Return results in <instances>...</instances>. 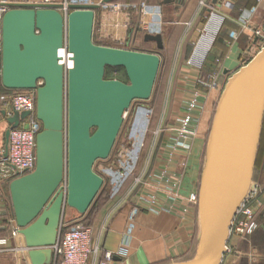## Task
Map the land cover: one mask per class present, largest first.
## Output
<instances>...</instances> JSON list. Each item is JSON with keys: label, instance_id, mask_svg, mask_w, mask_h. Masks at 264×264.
<instances>
[{"label": "water", "instance_id": "obj_1", "mask_svg": "<svg viewBox=\"0 0 264 264\" xmlns=\"http://www.w3.org/2000/svg\"><path fill=\"white\" fill-rule=\"evenodd\" d=\"M98 7L69 4L64 17L61 4H11L1 18L0 85L35 90V115L42 124L34 170L9 182L16 255L26 264L50 263L66 206L79 215L87 212L103 188L95 162L110 156L124 112L150 98L160 67L157 53L94 43ZM64 38L72 54L66 73L58 60ZM143 40L163 48L160 34ZM106 67L123 68L128 82L105 79ZM27 115L13 112L10 129ZM263 119L264 47L227 78L218 96L197 189L199 250L169 264L221 263L231 222L251 183Z\"/></svg>", "mask_w": 264, "mask_h": 264}, {"label": "crops", "instance_id": "obj_2", "mask_svg": "<svg viewBox=\"0 0 264 264\" xmlns=\"http://www.w3.org/2000/svg\"><path fill=\"white\" fill-rule=\"evenodd\" d=\"M93 1L100 3L103 0ZM128 1L132 3L146 1L150 5L160 6L162 16L160 35L163 40V49L158 51L156 44L150 41L145 43L150 47L147 48V52L159 55L161 68L174 60L173 70L178 73L175 79L165 84L164 93L155 95L160 97V103L156 122L158 124L153 122V125L160 127V133L156 138L148 139L139 170L148 175L158 166L165 165L169 171L180 175V194L187 197L189 193L197 192L198 189L201 154L206 142L208 125H210L209 118L219 96L216 90L193 84L194 78L215 74L221 84L246 63L243 59L248 57L251 51L250 30L242 26L240 18L242 15L248 18L250 28L264 26V0L258 4L257 0H181L180 2L179 0L167 2L166 0H113L112 2ZM256 4V11L250 14L248 10ZM208 8L213 9L214 13L210 14ZM105 16L107 15L104 14L103 17ZM136 18H133L135 22ZM98 26L99 31L106 28L110 33L113 32L108 18L102 20L99 18ZM231 31L239 33L236 40L230 39ZM115 34L118 38L110 40L119 45L110 46L136 48L138 41L132 40L129 34L123 35V27H117ZM123 37H125L124 40H122ZM252 57L250 56L247 61ZM192 90H195L197 94H192ZM8 93L9 90L0 85V94ZM193 99L197 100L201 107L189 112L186 103ZM12 114L13 112L7 106L0 108V152L2 153L6 145L5 133L10 129L7 119ZM188 114L192 116L191 119L194 122L189 127L195 131V134L185 141L174 159L167 162L168 141L174 136L175 131L181 128L180 121ZM263 162L262 158V164ZM129 185L128 183L126 188ZM122 194L125 195V199L122 198L116 206L114 201L111 203L107 197H103L104 200L98 201L93 209L91 224L93 223L96 232L103 229L101 242L103 248L109 251H116L124 240L126 217L131 207L125 201L128 196L125 190ZM258 195L259 210L262 213L259 219L262 222L264 184L260 186ZM239 216L244 217L242 212L237 214V217ZM11 219L13 220L14 216L9 181L0 180V239H5L0 247L6 250L0 253V264H26L22 257L20 260L17 259L16 253L19 246L16 237L10 236V231L15 225L9 222ZM74 219L76 217L73 215L67 219L63 216L66 222ZM262 234L263 232L240 236L242 242L231 250L225 249L220 264H264V234ZM233 244L235 246L237 242ZM199 246L200 227L197 207L192 206L189 209L186 220H181L172 214L141 209L134 221L128 254L125 257H117L115 260L116 264H169L193 258Z\"/></svg>", "mask_w": 264, "mask_h": 264}, {"label": "built area", "instance_id": "obj_3", "mask_svg": "<svg viewBox=\"0 0 264 264\" xmlns=\"http://www.w3.org/2000/svg\"><path fill=\"white\" fill-rule=\"evenodd\" d=\"M261 1L263 0H257V4ZM11 4H32L38 6L61 4L60 12L64 17L68 13L67 6L69 4H98L99 7L95 11V16L97 12L100 20L108 18L113 31L110 33L106 28L103 31H99L98 26L97 34L100 39L115 40L118 38L115 34L116 28L120 26L123 27V35L129 34L130 37L132 36L134 25L146 34L154 35L162 32L160 6L150 5L146 1L136 3H132V1L94 3L93 0H62L60 2L57 0H0V53L1 18ZM257 4L248 10L250 14L256 11ZM208 11L210 14L214 13L213 9L208 8ZM104 14L107 16L103 17ZM134 17L138 18H136V22L133 20ZM240 20L242 26L250 30L251 50L256 45L264 43V26L250 28L249 19L243 15ZM229 36L230 39L236 40L239 33L231 31ZM102 45L110 46L109 44ZM120 45H122L121 42ZM119 48H126V46ZM58 60L65 73L72 67V54L68 50L66 38H64L62 46L58 49ZM193 84L216 90L218 94L222 89L215 74H208L203 77L196 76ZM191 93L197 94L195 90H192ZM35 102V90H13L8 94H0V108L7 106L12 112H28V115L17 127L10 129L6 156L0 152V180L10 182L12 179L25 175L35 168L36 137L42 130V124L35 115ZM186 107L189 112H193L199 109L201 105L197 103V100L193 99L186 103ZM154 114L153 106L138 101L133 102L123 114V123L127 122V126L122 140L117 142L118 146L107 159L98 160L94 164V171L103 179V188L106 189L108 200L112 201L115 199L114 206H116L122 198L123 200L125 199V195L122 194L123 190H125L133 203L126 217L124 240L118 246V249L109 251L103 248L101 242L103 229H99L96 232L92 226L84 222V218L78 217L71 222H66L62 218L57 240L51 246L49 264H116L115 259L117 257H125L128 254L134 221L141 209L172 214L181 220H186L189 209L192 206L197 207L198 194L196 191L189 193L187 197L180 194L181 178L178 173L169 171L165 165L158 166L148 175L141 173L139 170L140 160L148 139L150 137L156 138L160 133V127L152 124ZM191 117L188 114L181 119L179 125L181 128H178L174 136L169 139L168 152L166 153L167 162L172 161L185 141L195 134V131L189 127L190 124L194 123ZM128 183L130 185L126 188ZM65 184V181L61 183L63 187H65ZM248 194L240 203L231 222L230 235L242 236L250 234L255 228V223L252 221L248 224L243 220L235 221L237 214L240 212L246 217L251 214V208L247 207V202L250 198H253V194H256L255 188H251ZM9 222L15 224L14 219L9 220ZM13 227L10 231L11 237H15L18 234V227L16 225ZM4 242L5 239H0V246ZM5 251L4 248L0 247V253Z\"/></svg>", "mask_w": 264, "mask_h": 264}, {"label": "rangeland", "instance_id": "obj_4", "mask_svg": "<svg viewBox=\"0 0 264 264\" xmlns=\"http://www.w3.org/2000/svg\"><path fill=\"white\" fill-rule=\"evenodd\" d=\"M98 22H99V13L96 12V16H95V20H94V26H93V35H92V39H93L94 43L101 44V45L102 44H109V45L116 46L118 43H114L111 40H106V39H100V38H98V34H97V32H98ZM197 33H198V31H197ZM195 35L197 36V34H195ZM261 47L262 48L264 47V43H261V44L256 45L250 51L249 56L248 57H245L243 59V61L247 63L248 62L247 61L248 58L250 56H254L260 50ZM136 48H150V47L144 46V45L138 43L137 46H136ZM173 58H174V55H173ZM173 58H171V60ZM173 61L174 60L170 61L169 63H167L165 65H163L162 68L161 67L159 68L150 98L148 100H145V101H138V102H142V103H146V104H149L150 103V104H152L154 106V109H155L154 112L156 111L155 114H154V118H153L154 124H158L156 122L158 121V119H157V115L159 116L158 105L160 103V97L159 96L155 97V95L160 94V92L164 93L165 84L170 83L173 79H175L177 77V74H178L177 72L175 73V71L173 70V67H174ZM110 71H114V70H110ZM106 75H104V78L105 79H117V80H120V81H122L124 83H127L128 82L123 77L124 73H123L122 70L114 71V72H112V74L110 72V74H106ZM203 76H201V77H203ZM225 82L226 81H222L221 82L222 89L224 87ZM158 90H159V92H158ZM221 90L219 91V95L221 93ZM156 92H157V94H156ZM217 100H218V98H217ZM215 105H216V103H215ZM215 105L213 106V110L215 108ZM212 114H213V112H212ZM212 114L210 115V118H209L210 121L209 122H211ZM126 123L127 122L122 123V126L120 128V131L118 133L117 139H116V141L114 143V146L112 148L111 153H113V151L118 146L117 142H119V141L122 140L123 135L125 133V128L127 126ZM209 126L210 125H208V127ZM261 136H262V139H261ZM260 140H261V142H260ZM260 140H259V143H261V145L259 146V148L260 147L261 148L258 150L257 155H256V161H255V165H254V169H253V174H252V179H251V183H250V186H249L248 191L251 188L252 189L255 188V186H257V189H260V186L264 184V162L262 164V158L264 159V132L262 133V135H260ZM204 152H205V147H204L203 152L201 154V168H200V172H201V169H202V166H203V162H204ZM111 153H110V155H111ZM140 164H141V160H140ZM140 169H141V167H140ZM200 172H199V176H200ZM198 184H199V180H198ZM104 192H105V195L107 197L106 191H102V193L99 192V193H101V195H99V196H101V198L105 197V195L104 196L102 195ZM248 195L249 194L247 192L246 196H248ZM252 197L253 198H250L248 200V202H247V207L248 208H252L251 211H250L251 212L250 216L246 217V215H244V217L243 216L242 217H240V216L239 217H236V220H235L236 222L239 221V220H241V218H242V220L244 222H247V224L249 222H251V221L253 223H255V219L261 218V217H259L262 214L261 211L259 210V200H260V197H259V195H257V193L256 194H253ZM113 201H115V199L112 200L111 203H113ZM125 201L130 204V207H132L133 203L131 202V197L130 198H127ZM90 208H91V206L89 207V209ZM89 209L87 210V212L85 214L79 215L75 210H73L71 208H68L66 206L65 211H64V218L67 219V218L71 217V215H73V217H76V218L81 217V218H84L85 219V216L89 212ZM92 212H93V210L90 212V214H92ZM253 216H254V219H253ZM92 224L90 226L93 227ZM262 227H264V219L263 218H262ZM245 235H249V234H245ZM245 235H242V236H245ZM235 241L237 242V244L234 246L233 243H236ZM241 242H242V237H240L238 235H231V238H229V240L226 243V250L228 251L229 249L231 250V249H233L235 247H238L239 246V243H241ZM257 254H259V253L257 252Z\"/></svg>", "mask_w": 264, "mask_h": 264}, {"label": "trees", "instance_id": "obj_5", "mask_svg": "<svg viewBox=\"0 0 264 264\" xmlns=\"http://www.w3.org/2000/svg\"><path fill=\"white\" fill-rule=\"evenodd\" d=\"M146 33L145 32H143L141 29H139V28H137L135 25L133 26V28H132V40H134L135 42H137L138 41V43H140V44H142V45H144V46H146V44L145 43H147L146 41H144L143 40V37H144V35H145ZM134 42V43H135ZM137 43V44H138ZM137 46V45H136ZM135 49H138V50H140V51H145V52H147V48H135ZM163 49V48H162ZM162 49H159L158 51H161ZM110 70H114V71H117V70H122L123 71V73H124V75H123V77L127 80V77H126V75H125V71H124V69L123 68H121V67H106L105 68V72H104V75H106V74H110V72H111V74H112V72H114V71H110ZM107 76V75H106ZM11 91H13V90H9V92H11ZM149 105H151V106H153L152 104H150L149 103ZM153 108H154V106H153ZM264 132V120H263V124H262V131H261V135H262V133ZM261 139H262V136H261ZM260 142H261V140H260ZM261 145V143H259V146ZM259 146H258V150L261 148H259ZM104 188H102L101 190H100V192L102 193V191H106V189H104ZM101 193H98V195L95 197V199H94V201L92 202V204H91V210L89 209V212L87 213V215L85 216V219H84V222L87 224V225H91V222H92V219H93V212H92V214H90V212L93 210V209H95V204L98 202V201H100V200H104V198L103 199H100L101 198V196H99V195H101ZM103 196L105 195V192L102 194ZM105 197H106V195H105Z\"/></svg>", "mask_w": 264, "mask_h": 264}, {"label": "flooded vegetation", "instance_id": "obj_6", "mask_svg": "<svg viewBox=\"0 0 264 264\" xmlns=\"http://www.w3.org/2000/svg\"><path fill=\"white\" fill-rule=\"evenodd\" d=\"M260 189H257V186H255V193H259ZM262 233L264 234V227H262V222L259 218L255 219V228L253 229V231L251 232V234H258V233ZM262 234V235H263Z\"/></svg>", "mask_w": 264, "mask_h": 264}, {"label": "bare ground", "instance_id": "obj_7", "mask_svg": "<svg viewBox=\"0 0 264 264\" xmlns=\"http://www.w3.org/2000/svg\"><path fill=\"white\" fill-rule=\"evenodd\" d=\"M71 63V62H70Z\"/></svg>", "mask_w": 264, "mask_h": 264}]
</instances>
